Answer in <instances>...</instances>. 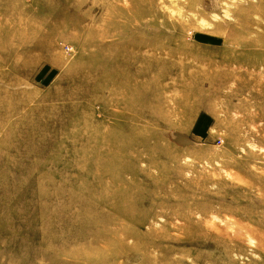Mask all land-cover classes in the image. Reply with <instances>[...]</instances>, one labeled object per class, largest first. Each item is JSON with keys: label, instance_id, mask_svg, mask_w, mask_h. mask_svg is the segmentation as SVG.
<instances>
[{"label": "rangeland", "instance_id": "rangeland-1", "mask_svg": "<svg viewBox=\"0 0 264 264\" xmlns=\"http://www.w3.org/2000/svg\"><path fill=\"white\" fill-rule=\"evenodd\" d=\"M0 264H264V0H0Z\"/></svg>", "mask_w": 264, "mask_h": 264}]
</instances>
